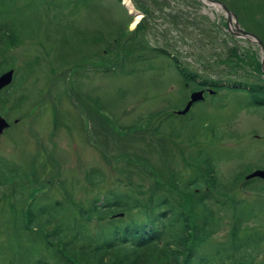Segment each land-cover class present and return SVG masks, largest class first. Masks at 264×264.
<instances>
[{"label": "rangeland", "instance_id": "1", "mask_svg": "<svg viewBox=\"0 0 264 264\" xmlns=\"http://www.w3.org/2000/svg\"><path fill=\"white\" fill-rule=\"evenodd\" d=\"M124 1L0 0V26L15 36L0 55V64L15 73L10 95L0 91V115L9 123L0 135V157L21 167L15 182L25 188L14 197V185L0 186V264H30L45 255L38 230L19 238L16 228L32 195L77 212L108 190L169 195L187 217L188 238L200 220L218 223L201 255L225 262L233 250L228 246L246 240L251 257L237 252V264H264V193L244 186L246 175L264 170V107L250 108L242 93L184 85L169 57L201 79L259 88V46L231 36L224 12L205 0H128L132 12ZM217 1L264 45V0ZM139 5L150 11V20ZM141 21L144 32L135 30ZM232 47L244 65L225 62ZM208 89L213 92L204 94ZM199 91L202 103L185 115L175 113ZM201 150L212 157V173L201 168L208 181L235 180L228 198L241 199L212 206L215 218L202 214L195 194H185L175 179L189 180ZM92 171L101 175L95 186L87 181ZM194 188L215 195L209 186ZM238 215L249 219L241 229L232 227Z\"/></svg>", "mask_w": 264, "mask_h": 264}, {"label": "trees", "instance_id": "2", "mask_svg": "<svg viewBox=\"0 0 264 264\" xmlns=\"http://www.w3.org/2000/svg\"><path fill=\"white\" fill-rule=\"evenodd\" d=\"M135 1L138 3V0ZM139 7L142 8L143 19H149L150 11L140 5ZM145 29L146 26L141 21L135 30L144 32ZM13 37H15L13 33H6L0 26V55L13 42ZM153 53L165 54L163 50L158 49L153 50ZM230 53L232 58L225 59L227 64L233 65L231 59H237V67L238 63L244 65V58L239 56L235 47L230 48ZM169 57L176 64L184 85L191 83L198 89L210 87L242 93L250 108L264 107V87L249 86L246 89L240 83H236L237 86H225L219 81L201 79L196 73L181 66L174 56ZM255 64L256 69L260 70L257 61ZM4 66L0 64V73L8 70ZM253 68L255 69L254 63ZM4 91L7 96L10 95L9 87ZM174 117L172 115V118ZM211 158L205 152L199 153L193 161L199 168L189 180L183 182L181 176H176L175 179L179 184L184 183L182 191L185 194H195L196 208L202 214L212 213V217L215 218L217 213L211 208L212 203L218 205L222 202L223 206L230 204L226 198L232 193L236 181H220L217 176H211L208 181L201 168L210 175ZM22 176L21 167L0 157V186L14 185V197L23 195L25 188L15 182ZM100 176L97 171H92L88 174L87 181L92 180L96 185L101 179ZM11 181L13 183H10ZM195 184H201L202 188L211 187L215 195L210 192L197 195ZM256 185L250 189L264 193V182L262 188H257ZM136 195L139 197L127 192L108 190L95 195L87 208L80 206L77 212L73 211V208H69L67 212L66 205L59 200L49 201L45 196L38 199V196L32 195L25 208L26 217L23 218L21 215V219L18 218L16 222L19 238L26 232L38 230V237L43 241L45 255H38L30 264H58L60 259H64L65 264H216L214 256L201 255L200 249L206 236L215 234L218 223L207 224L200 220L194 225L195 234L188 238L190 225L187 217L169 195L155 194L152 190L138 191ZM221 196L226 197L220 198ZM248 220L245 219L244 222ZM241 222L232 227L241 229ZM91 223L95 224L94 230L90 229ZM232 245L228 247L232 248ZM247 245V242L238 240L236 249L228 250L226 255L228 260L225 261L227 263L218 264H237L236 255L248 252L245 249ZM219 252L217 250L215 254ZM229 253L233 255L229 257ZM248 254L250 255L249 252Z\"/></svg>", "mask_w": 264, "mask_h": 264}, {"label": "water", "instance_id": "3", "mask_svg": "<svg viewBox=\"0 0 264 264\" xmlns=\"http://www.w3.org/2000/svg\"><path fill=\"white\" fill-rule=\"evenodd\" d=\"M212 7L220 8L225 12L226 18H227V31L231 34L237 35V37H242L247 39L248 41L256 43L261 51H262V65H264V46L262 42L259 40L257 36H255L252 33L245 32L239 27V24L237 22L236 16L231 13L227 8L219 1L217 0H206ZM13 71L8 70L0 75V90L7 87L11 81H12ZM199 100H202V92H195L191 94L190 100L186 104L185 108L182 111H179L178 114H185L189 109L190 106ZM8 128V123L0 117V134ZM251 178H260L264 180V170H256L246 176V180H249Z\"/></svg>", "mask_w": 264, "mask_h": 264}, {"label": "bare ground", "instance_id": "4", "mask_svg": "<svg viewBox=\"0 0 264 264\" xmlns=\"http://www.w3.org/2000/svg\"><path fill=\"white\" fill-rule=\"evenodd\" d=\"M124 3H125V5L127 6V9H128L130 12H132V8H131V6H130L128 0H125ZM135 23H137V22L135 21L134 24H133V26L135 25Z\"/></svg>", "mask_w": 264, "mask_h": 264}]
</instances>
